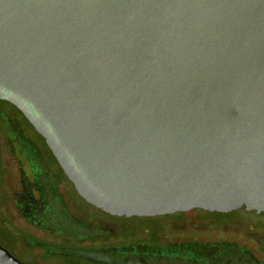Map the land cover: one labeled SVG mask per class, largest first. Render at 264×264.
<instances>
[{"label":"water","instance_id":"obj_1","mask_svg":"<svg viewBox=\"0 0 264 264\" xmlns=\"http://www.w3.org/2000/svg\"><path fill=\"white\" fill-rule=\"evenodd\" d=\"M2 99L108 214L264 216V0H0Z\"/></svg>","mask_w":264,"mask_h":264},{"label":"rangeland","instance_id":"obj_2","mask_svg":"<svg viewBox=\"0 0 264 264\" xmlns=\"http://www.w3.org/2000/svg\"><path fill=\"white\" fill-rule=\"evenodd\" d=\"M11 109L16 125L26 131V135L39 145V153L45 156L46 163L39 157V171L46 166L53 173L55 179L61 182L60 189L74 213L85 222H95L107 228L108 238H101L99 242L80 240L73 245L79 247H100L103 245L126 244L132 242L151 243H181L184 241H202L205 243L229 241L238 243L241 255L229 256V264H264V216L245 210L230 213L210 212L204 209H193L168 215L121 217L105 211L87 202L75 189L54 156L50 153L45 139L23 118L8 102L0 101V149L2 184H0V243L14 256L23 262L34 264H68L60 257L45 255L46 250L31 244L32 239L44 240L50 244L66 245L64 237L54 233L42 231L38 226L27 221L21 214L16 202V194L23 192L22 177L26 174H36L34 167L28 160V151L24 145L15 139L14 123L5 121L4 108ZM14 124V125H13ZM14 140L18 149H12L8 138ZM29 178H31L29 176ZM9 232L7 233V230ZM13 230V232L11 231ZM31 240V241H30ZM30 243V244H29ZM170 261L173 263L177 255L172 253ZM189 263L188 261H186ZM204 264H209L208 262Z\"/></svg>","mask_w":264,"mask_h":264},{"label":"trees","instance_id":"obj_3","mask_svg":"<svg viewBox=\"0 0 264 264\" xmlns=\"http://www.w3.org/2000/svg\"><path fill=\"white\" fill-rule=\"evenodd\" d=\"M4 121L5 119L1 117ZM9 121V120H8ZM5 121V125L8 123ZM15 139L25 146L29 155V162L36 167V175H39V145L34 143L27 135L25 128L15 127ZM0 169V184L2 182ZM38 187L34 183L28 184L26 193L20 196L17 206L21 214L33 224L55 233L65 239L66 245L50 244L46 241L32 239L31 244L41 246L46 250L45 255L57 256L68 264H163L170 260L172 253L178 257L174 263L183 264L188 261L194 264H229V256L241 255L238 243L229 241H217L205 243L202 241H184L181 243H151L132 242L126 244L103 245L96 247H79L73 245L74 241L87 240L99 242L101 238H108L107 228L95 222H85L79 218L69 207L61 189V182L57 179L49 182L45 178L36 179ZM13 232V230H11ZM9 229L7 230V233ZM30 240V241H31Z\"/></svg>","mask_w":264,"mask_h":264},{"label":"flooded vegetation","instance_id":"obj_4","mask_svg":"<svg viewBox=\"0 0 264 264\" xmlns=\"http://www.w3.org/2000/svg\"><path fill=\"white\" fill-rule=\"evenodd\" d=\"M0 101H5V102H8L10 105H12L14 108H16L17 109V111L18 112H20L21 113V115L23 116V118L29 123V125L30 126H32V128H34V130H36L35 129V127L33 126V124L30 122V120L26 117V115H25V113L22 111V109L21 108H19L17 105H15L14 103H12V102H10L8 99H2V100H0ZM28 108H29V110H31L32 112H35V110L34 109H32L30 106H27ZM3 115H4V119H5V121H10V122H13L14 124V126L15 127H17V126H19V127H21V124L20 123H18L17 125H16V121L17 120H15L14 119V116H13V114L11 113V109H9L8 107L7 108H4V110H3ZM2 130V129H1ZM1 130H0V132H1ZM37 131V130H36ZM38 132V131H37ZM39 133V132H38ZM1 135L2 134H0V140H1ZM44 138V137H43ZM45 139V138H44ZM46 141V140H45ZM19 142V141H18ZM8 143L11 145L10 147L12 148V149H18V147L16 146V142L14 143V140H11V138L9 137L8 138ZM20 144V143H19ZM46 144H47V142H46ZM47 146H48V144H47ZM48 148L50 149V147L48 146ZM50 151V153L52 154V156H54V154H53V152H52V150L50 149L49 150ZM39 157H40V159H41V161L43 162V163H46V161H45V156L43 155V153L42 152H40L39 153ZM54 158L56 159V161L58 162V160H57V158L54 156ZM1 149H0V162H1ZM59 164V163H58ZM60 165V164H59ZM61 167V166H60ZM62 168V167H61ZM63 170V169H62ZM64 171V170H63ZM65 173V172H64ZM29 176L31 177V178H29ZM67 176V175H66ZM45 178L46 180H49V182H51L52 181V183H53V180L55 179V177H54V175H53V173L50 171V169H48L46 166L43 168V170L42 171H39V175H36L35 177H34V175L32 176V175H28V174H26V172H24V175H23V177H22V186H23V192L22 193H18V194H16V202L19 200V198H20V196H23L25 193H26V188H27V185L28 184H31V183H34V185L35 186H37L38 187V183H37V181H36V179L38 178L39 180L41 179V178ZM69 179V178H68ZM19 209V208H18ZM19 211H20V209H19ZM20 214H21V212H20ZM22 215V214H21ZM23 216V215H22ZM24 217V216H23ZM25 219H27L26 217H24ZM27 221H30L29 219H27ZM31 222V221H30ZM40 228V227H39ZM41 229V228H40ZM42 231H46V232H49V231H47V230H45V229H41ZM55 234V233H54ZM40 241H44V240H40ZM30 244V243H29ZM248 264L250 263L249 261L247 262ZM163 264H175V263H173L172 261H170V260H166V262L165 263H163ZM183 264H194V263H191V262H189V263H187L186 261H184L183 262Z\"/></svg>","mask_w":264,"mask_h":264}]
</instances>
